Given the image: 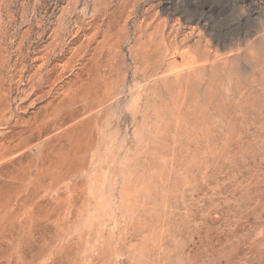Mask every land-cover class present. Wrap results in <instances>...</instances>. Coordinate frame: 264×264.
Returning <instances> with one entry per match:
<instances>
[{
  "label": "rangeland",
  "instance_id": "rangeland-1",
  "mask_svg": "<svg viewBox=\"0 0 264 264\" xmlns=\"http://www.w3.org/2000/svg\"><path fill=\"white\" fill-rule=\"evenodd\" d=\"M0 264H264V0H0Z\"/></svg>",
  "mask_w": 264,
  "mask_h": 264
}]
</instances>
